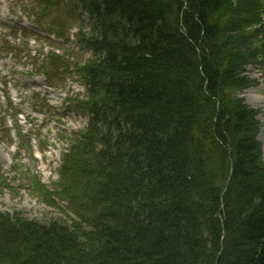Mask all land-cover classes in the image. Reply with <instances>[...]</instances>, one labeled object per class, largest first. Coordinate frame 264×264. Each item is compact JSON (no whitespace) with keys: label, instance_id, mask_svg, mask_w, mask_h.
<instances>
[{"label":"trees","instance_id":"trees-1","mask_svg":"<svg viewBox=\"0 0 264 264\" xmlns=\"http://www.w3.org/2000/svg\"><path fill=\"white\" fill-rule=\"evenodd\" d=\"M37 2L90 21L79 41L93 56L76 67L88 93L73 103L89 123L56 190L38 182L76 218L0 210V264H264L259 110L240 96L264 67V0ZM41 64L49 79L70 67Z\"/></svg>","mask_w":264,"mask_h":264},{"label":"rangeland","instance_id":"rangeland-1","mask_svg":"<svg viewBox=\"0 0 264 264\" xmlns=\"http://www.w3.org/2000/svg\"><path fill=\"white\" fill-rule=\"evenodd\" d=\"M67 10H55L61 19L56 30L63 27L64 38L55 37L51 42L45 38L47 18L38 19V13L42 11L39 3L37 5L35 0H0V118L7 116L14 140L11 144L6 127H0V209L10 213L19 211L30 219L42 222L76 218L64 197L43 195L38 184H44L50 192L56 190L54 182L58 181L62 156L69 147L67 137L87 124V118L74 112L71 106L75 99L85 98V89L75 71L77 65L93 56L78 38L81 31L90 30V22L82 9L71 7ZM18 28L22 30L17 32ZM26 33L35 35V40H30L28 44ZM4 39L7 41L3 42ZM20 40V46H13ZM19 47L32 49L39 59L23 58ZM53 49L66 55L70 63L69 71L59 79H49L40 66L46 55L54 52ZM24 64L26 68L23 69ZM247 71L257 83L240 96L259 110V139L264 157V67L252 65ZM32 92L41 94L32 96ZM8 97L13 100L15 109L20 111L17 116L23 133L33 138L34 154L24 145L17 147L21 143L14 129L15 109L9 106ZM44 99L55 110L42 112ZM52 200L53 203H50Z\"/></svg>","mask_w":264,"mask_h":264}]
</instances>
